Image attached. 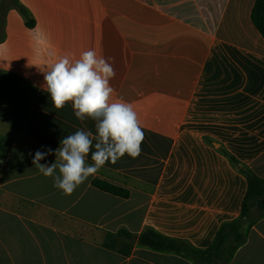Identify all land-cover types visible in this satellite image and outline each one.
<instances>
[{"label": "crops", "instance_id": "obj_1", "mask_svg": "<svg viewBox=\"0 0 264 264\" xmlns=\"http://www.w3.org/2000/svg\"><path fill=\"white\" fill-rule=\"evenodd\" d=\"M18 1L28 18L0 5V264H195L138 243L124 257L104 241L153 229L206 249L240 217L248 182L228 155L264 178L256 0ZM89 49L112 58L113 99L133 105L144 140L139 156L107 162L65 195L33 156L53 149L40 161L50 165L66 135L95 134V122L78 120L71 103L54 108L42 71ZM94 179L130 197L102 192ZM253 217L229 264H264V216Z\"/></svg>", "mask_w": 264, "mask_h": 264}, {"label": "clouds", "instance_id": "obj_2", "mask_svg": "<svg viewBox=\"0 0 264 264\" xmlns=\"http://www.w3.org/2000/svg\"><path fill=\"white\" fill-rule=\"evenodd\" d=\"M111 60L89 49L78 58L71 53L59 56L42 71L43 87L54 108L62 109L71 103L78 120L95 122V134L78 129L66 135L55 149L56 160L50 165L40 161L52 155L53 149L37 150L33 156L32 163L39 173L52 177L53 187L65 195H71L107 162L115 164L125 154L132 158L140 154L144 132L133 105L113 99L110 80L116 72ZM90 153L92 164L87 163Z\"/></svg>", "mask_w": 264, "mask_h": 264}, {"label": "trees", "instance_id": "obj_3", "mask_svg": "<svg viewBox=\"0 0 264 264\" xmlns=\"http://www.w3.org/2000/svg\"><path fill=\"white\" fill-rule=\"evenodd\" d=\"M1 7H15L26 18L29 11L18 0H1ZM251 19L264 38V0H256ZM28 24L31 22L28 20ZM231 163L246 177L248 189L242 202L241 215L238 219L226 222L218 231L213 243L206 249H197L187 242L161 235L148 229L141 235H134L127 230L107 233L104 247L129 257L134 244L147 247L158 252L173 253L192 260L195 264H229L237 250L246 243L247 232L253 224V212L264 216V178L259 177L251 169L242 167L238 160L229 156ZM92 185L110 195L127 199L130 192L105 180L94 179Z\"/></svg>", "mask_w": 264, "mask_h": 264}]
</instances>
